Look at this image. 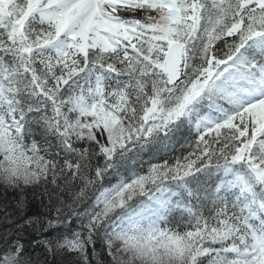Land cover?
<instances>
[{
	"label": "snow or ice",
	"instance_id": "6c2138e0",
	"mask_svg": "<svg viewBox=\"0 0 264 264\" xmlns=\"http://www.w3.org/2000/svg\"><path fill=\"white\" fill-rule=\"evenodd\" d=\"M0 189V264H264V0H0Z\"/></svg>",
	"mask_w": 264,
	"mask_h": 264
},
{
	"label": "trees",
	"instance_id": "16d2710c",
	"mask_svg": "<svg viewBox=\"0 0 264 264\" xmlns=\"http://www.w3.org/2000/svg\"><path fill=\"white\" fill-rule=\"evenodd\" d=\"M8 199H12V194H7ZM26 199L29 203V207L31 211H35L40 207L39 201V191L28 190L25 193ZM5 197V193L3 189H0V200H3ZM40 251V249H38ZM75 257L72 254H62L57 255L56 257H48L49 264H74Z\"/></svg>",
	"mask_w": 264,
	"mask_h": 264
}]
</instances>
